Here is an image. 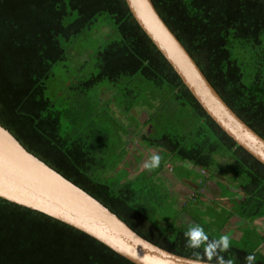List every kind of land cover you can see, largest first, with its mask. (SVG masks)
Wrapping results in <instances>:
<instances>
[{
	"label": "trees",
	"instance_id": "1",
	"mask_svg": "<svg viewBox=\"0 0 264 264\" xmlns=\"http://www.w3.org/2000/svg\"><path fill=\"white\" fill-rule=\"evenodd\" d=\"M151 1L222 100L264 139V0ZM96 26L114 38L95 53L92 71L66 88L69 106L64 99L56 106L46 95L53 69L67 60L73 41ZM136 82L166 91L170 102L187 106L198 118L186 137L165 133L141 140L208 173L217 159L228 157L241 193L228 220L264 218V166L204 112L124 0H0V125L139 236L194 259L203 249L186 247L189 226L156 225L147 189L133 188L137 176L120 185L108 180L115 166L108 164L110 131L97 120L98 103L90 93L103 84L123 86L113 98L119 95L128 113L139 95ZM213 175L225 176L218 170ZM250 233L242 235V246L231 244L225 258L246 264L245 257L254 254V264H264L259 251L264 234L254 242ZM0 264L133 263L60 221L0 199Z\"/></svg>",
	"mask_w": 264,
	"mask_h": 264
},
{
	"label": "rangeland",
	"instance_id": "2",
	"mask_svg": "<svg viewBox=\"0 0 264 264\" xmlns=\"http://www.w3.org/2000/svg\"><path fill=\"white\" fill-rule=\"evenodd\" d=\"M109 35L103 27L96 26L73 41L67 60L53 69L46 91L48 98L56 102L64 99V107L69 106L66 88L76 78L92 71L95 53L114 38ZM83 65L87 67L84 70L80 69ZM146 85L145 82L135 83L134 93L139 95L128 113L122 110L121 97L113 98L123 86L111 89L103 84L90 93L98 103L97 120L110 131L108 164L115 166L108 180L120 185L137 176L133 188L147 189V197L156 210L152 220L158 226L199 224L213 238L229 235L231 244L237 246L243 245L242 235L250 231L255 242L257 235L264 234V218L253 223L236 218L228 220L234 204L241 200L235 185L238 181L229 173L228 157L217 159L216 169L208 173L141 140L142 135L158 139L165 133L176 138L186 137L198 126V118L190 108L170 102L166 91ZM154 154L162 157L159 168L145 169L144 164ZM217 170L225 176H214ZM259 251L264 255V246H260Z\"/></svg>",
	"mask_w": 264,
	"mask_h": 264
},
{
	"label": "water",
	"instance_id": "3",
	"mask_svg": "<svg viewBox=\"0 0 264 264\" xmlns=\"http://www.w3.org/2000/svg\"><path fill=\"white\" fill-rule=\"evenodd\" d=\"M143 33L212 121L264 166V139L222 100L151 0H124ZM0 199L40 212L102 243L133 264H193L145 240L84 190L34 155L0 125ZM215 264V263H212Z\"/></svg>",
	"mask_w": 264,
	"mask_h": 264
},
{
	"label": "clouds",
	"instance_id": "4",
	"mask_svg": "<svg viewBox=\"0 0 264 264\" xmlns=\"http://www.w3.org/2000/svg\"><path fill=\"white\" fill-rule=\"evenodd\" d=\"M162 157L154 154L150 160L144 164L145 169L154 170L159 168ZM186 238V247L192 249H203L202 254H194L193 264H234L231 258H225L224 253L228 252L231 247L230 236L225 234L218 238L210 239L208 233L199 224L189 225L184 233ZM255 255L249 254L245 257L246 264H254Z\"/></svg>",
	"mask_w": 264,
	"mask_h": 264
}]
</instances>
